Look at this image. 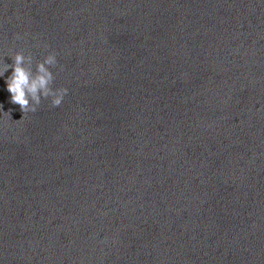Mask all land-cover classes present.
<instances>
[{
  "label": "water",
  "instance_id": "water-1",
  "mask_svg": "<svg viewBox=\"0 0 264 264\" xmlns=\"http://www.w3.org/2000/svg\"><path fill=\"white\" fill-rule=\"evenodd\" d=\"M18 51L67 94L0 78V264H264V0H0Z\"/></svg>",
  "mask_w": 264,
  "mask_h": 264
},
{
  "label": "clouds",
  "instance_id": "clouds-1",
  "mask_svg": "<svg viewBox=\"0 0 264 264\" xmlns=\"http://www.w3.org/2000/svg\"><path fill=\"white\" fill-rule=\"evenodd\" d=\"M11 64L0 65V78L4 79V85L9 95V102L19 106L24 115L27 112H35L42 100H47L52 107L61 105L67 89L63 87L53 88L54 74L52 68L57 65L54 52H49L42 59L36 60L33 66V58L16 52L11 56ZM11 69L5 77V72Z\"/></svg>",
  "mask_w": 264,
  "mask_h": 264
}]
</instances>
